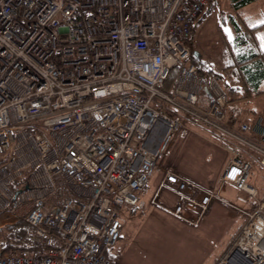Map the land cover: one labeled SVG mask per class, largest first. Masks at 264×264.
Masks as SVG:
<instances>
[{
  "label": "built area",
  "instance_id": "1",
  "mask_svg": "<svg viewBox=\"0 0 264 264\" xmlns=\"http://www.w3.org/2000/svg\"><path fill=\"white\" fill-rule=\"evenodd\" d=\"M215 1L0 0V212L30 226L36 249L0 264H114L120 210L138 204L186 122L229 154L219 186L167 171L151 205L196 228L213 203L232 206L228 185L258 200L242 148L264 167V116L228 117L221 84L189 64ZM239 212L216 264H264V201Z\"/></svg>",
  "mask_w": 264,
  "mask_h": 264
},
{
  "label": "rangeland",
  "instance_id": "2",
  "mask_svg": "<svg viewBox=\"0 0 264 264\" xmlns=\"http://www.w3.org/2000/svg\"><path fill=\"white\" fill-rule=\"evenodd\" d=\"M232 5V0H216L202 20L196 23L194 49L198 56H194L189 64L196 65L203 74H207L209 69L218 74L230 100L229 112L240 113L241 107L248 105L244 101L243 105L232 101V89L240 84L236 78L223 75L236 46L230 16H236L241 22L242 17L251 19L248 22L251 26L264 24L261 23L264 21V0L239 11H235ZM214 137L200 125L188 122L175 132L147 188L139 194L136 217L127 215V206L123 210L133 220H128L120 229V239L107 253L114 264H216L223 256L246 220L239 209L252 211L257 201H264V172L255 173L253 179L258 188V200L228 185L222 197L232 206L213 203L196 228L151 205V196L167 171L212 186L210 184L217 180L227 160L226 153L214 145ZM17 221L20 220L11 216L9 211L0 212V240L6 236L8 226Z\"/></svg>",
  "mask_w": 264,
  "mask_h": 264
},
{
  "label": "trees",
  "instance_id": "3",
  "mask_svg": "<svg viewBox=\"0 0 264 264\" xmlns=\"http://www.w3.org/2000/svg\"><path fill=\"white\" fill-rule=\"evenodd\" d=\"M233 9L239 11L258 0H232ZM207 15V14H206ZM230 21L235 30V52L230 58V65L225 67L223 75H230L232 78H236L241 85L242 80L246 86L244 88L245 95L243 98L251 97L252 93H257L264 82V52L259 48L256 41V33L264 28V25L255 28H247L246 25L241 22L236 16H230ZM243 21V20H242ZM195 32V31H194ZM193 58V57H192ZM193 64V63H191ZM194 65V64H193ZM196 66V65H195ZM199 73L207 81L211 78H215L220 83V77L211 69L207 74H203L199 69ZM175 80V72L170 76L168 85ZM243 84V83H242ZM235 92V88L232 89ZM32 233L30 226L20 220L10 224L7 228L6 236L0 240V256L8 250L15 248L19 250H31L36 252L35 248L30 247L26 237Z\"/></svg>",
  "mask_w": 264,
  "mask_h": 264
},
{
  "label": "crops",
  "instance_id": "4",
  "mask_svg": "<svg viewBox=\"0 0 264 264\" xmlns=\"http://www.w3.org/2000/svg\"><path fill=\"white\" fill-rule=\"evenodd\" d=\"M242 20H243V22L245 23V25L246 26H248V28H255V27H258V26H262V25H264V24H261V25H257V26H255V25H250L248 22H250V20L249 19H246V18H244V17H242ZM249 24V25H248ZM255 37H256V41H257V43H258V46H259V48L264 52V28H262V29H260L257 33H256V35H255ZM243 83V84H242ZM242 83H241V85H238L237 87H235V92L232 90V92L234 93V95H233V99H232V101L233 100H236L240 105H243V101H244V103H247L248 105H247V107L246 108H243V107H241V109H240V113H238L237 111H232L231 110V112H229V102H230V100H229V102H228V104H227V110H226V114H227V116L228 117H230V118H234V119H236L237 121H239V122H247V123H253L255 120H256V118L257 117H259V116H264V82H263V84L261 85V87H260V89H259V91L257 92V93H252V96L251 97H247V98H243L244 97V95H245V92H244V88H242V85H244V86H246V84H245V82H244V79L242 80ZM235 96H237V97H235ZM215 140V139H214ZM214 145H216V146H218L222 151H224L225 153H226V155H227V160H226V162L224 163V165H223V167H222V169H221V171H220V173H219V176H218V178H217V180L215 181V182H213V183H211L210 185H212V186H205V185H203V186H205V187H207V188H209V189H216L218 186H219V182H220V179H221V176H222V174H223V172H224V170H225V167H226V164H227V162H228V159H229V154L221 147V145L220 144H217L215 141H214ZM242 150H243V152L245 153V155H246V157L248 158V159H250L251 161H252V177H251V180H250V184L254 187V188H256L257 186L255 185V184H253V179L255 178L254 176H255V173H261V172H264V167H262L261 165H259L257 162H256V159L254 158V155H253V152H251L250 150H248V149H245V148H242ZM253 169H254V171H253ZM263 174V173H262ZM182 176H184V175H182ZM184 177H186V176H184ZM187 178V177H186ZM189 179V178H188ZM191 180V179H190ZM161 181V180H160ZM159 181V182H160ZM194 181V180H193ZM196 182V181H195ZM197 183H199V182H197ZM199 184H201V183H199ZM202 185V184H201ZM227 187V186H226ZM233 187V186H232ZM226 189V188H225ZM257 190H258V188H256ZM225 191V190H224ZM223 191V192H224ZM222 192V193H223ZM142 192H140V193H138V198H139V194H141ZM246 195V194H245ZM151 198H152V196H151ZM224 200H225V198H224ZM165 202V201H164ZM139 203V202H138ZM165 203H171V200H168L167 202H165ZM219 203V202H218ZM138 205L139 204H137L136 206H134V207H130V206H124L121 210H120V212H119V219H120V217H121V219H120V221H121V228H123L124 227V225H125V223L128 221V220H133V219H131L130 218V216H129V218L124 214V208H125V211L126 210H128V213H127V215L129 214V215H132L133 217H136V212H135V210L137 209V207H138ZM255 207V206H254ZM253 207V208H254ZM134 211V212H133ZM209 212V211H208ZM206 217V216H205ZM245 217V216H244ZM245 223V222H244ZM243 226V225H242ZM241 226V227H242ZM233 239V238H232ZM111 249H109V250H107L106 252H105V254H106V256H107V258L109 259V257H108V255H107V253L110 251ZM113 262V261H112ZM114 263V262H113Z\"/></svg>",
  "mask_w": 264,
  "mask_h": 264
},
{
  "label": "water",
  "instance_id": "5",
  "mask_svg": "<svg viewBox=\"0 0 264 264\" xmlns=\"http://www.w3.org/2000/svg\"><path fill=\"white\" fill-rule=\"evenodd\" d=\"M194 56H198V53L197 52H194ZM206 91H207V89H206ZM208 92V91H207Z\"/></svg>",
  "mask_w": 264,
  "mask_h": 264
},
{
  "label": "snow or ice",
  "instance_id": "6",
  "mask_svg": "<svg viewBox=\"0 0 264 264\" xmlns=\"http://www.w3.org/2000/svg\"><path fill=\"white\" fill-rule=\"evenodd\" d=\"M261 23H264V21H261Z\"/></svg>",
  "mask_w": 264,
  "mask_h": 264
}]
</instances>
